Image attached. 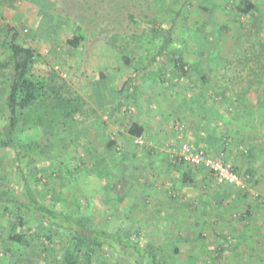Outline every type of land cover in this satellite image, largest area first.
I'll return each instance as SVG.
<instances>
[{
	"label": "rangeland",
	"instance_id": "obj_1",
	"mask_svg": "<svg viewBox=\"0 0 264 264\" xmlns=\"http://www.w3.org/2000/svg\"><path fill=\"white\" fill-rule=\"evenodd\" d=\"M45 1L46 10L32 0H0V197L24 202V175L46 206L70 220L91 219L108 238L178 246L175 264H264V240H255L250 256L242 236L264 226V149L234 142L232 158L224 143L202 145L195 130L196 121L203 129L211 120L209 105L246 130L258 131L264 120V84L247 86L250 70L233 52L242 25L254 19L240 10L243 0ZM251 1L264 16V0ZM172 29L168 54L159 58ZM254 40L264 47V21ZM11 42L35 50L34 80L54 73L84 105L73 120L20 123L14 147L4 145ZM135 123L145 129L139 138L129 133ZM186 142L249 175L248 188L218 185L205 168L173 163L168 147ZM16 150L27 156L21 165ZM160 199L164 206L155 204ZM5 208L0 264H61L70 234ZM16 236L23 243L11 241ZM98 251L89 264L134 262L107 242Z\"/></svg>",
	"mask_w": 264,
	"mask_h": 264
},
{
	"label": "trees",
	"instance_id": "obj_2",
	"mask_svg": "<svg viewBox=\"0 0 264 264\" xmlns=\"http://www.w3.org/2000/svg\"><path fill=\"white\" fill-rule=\"evenodd\" d=\"M32 1L43 10L47 9L45 0ZM241 5L240 10L246 15L254 16V19L250 20L249 24L242 25L239 35L235 38L233 52L236 57L237 55L244 56V60H241L240 63L243 64L244 69L249 68L250 70L245 80H247V86L251 88L254 85L264 84V47L254 40V37H257L262 29L264 16L251 0H243ZM247 30L248 32H245ZM173 35L174 30L172 29L164 36V41L158 52L159 58L168 54L167 49L172 43ZM8 46L11 55L7 68L10 74L7 102L4 109H7L9 122L5 127L7 141L4 145L14 147L17 143L15 140L16 127H19L20 123L25 124L33 121L39 124L45 120L51 122L57 118L73 120L82 113L84 105L82 98L76 93L72 94L65 86H59L54 73L45 78L44 82L33 79L32 69L36 56L33 48L16 42H11ZM171 61L186 73L180 59H171ZM227 62L228 60L225 61V63ZM229 62L232 63L231 60ZM126 63H130L127 58ZM135 80V78H131L129 82L133 83ZM241 93L242 91L238 92V95ZM129 133L133 137L139 138L145 134V129L135 123L129 129ZM16 154L17 161L21 165V160L27 156L24 151L21 153L16 150ZM235 170L240 174L237 169ZM245 175L246 177L241 176L250 178L249 175ZM22 180V194L25 201H20L14 195L7 196L8 198L0 197V205L5 203L6 211L9 210L11 204L15 205L20 212L30 213L31 218L38 222L55 225L59 229L66 230L70 234V241L60 258L61 264H89L93 259V254L98 255V250L106 242L112 253L134 261L133 264H175L181 255L178 246L172 244L156 246L153 243H148L142 247L129 236L124 238L109 236L108 238L107 234L100 232V228L91 219L70 220L58 212L54 206L51 208L46 206L40 200L39 193L31 187L29 179L23 175ZM47 238L51 239V237ZM11 241L23 243V236L13 237Z\"/></svg>",
	"mask_w": 264,
	"mask_h": 264
},
{
	"label": "crops",
	"instance_id": "obj_3",
	"mask_svg": "<svg viewBox=\"0 0 264 264\" xmlns=\"http://www.w3.org/2000/svg\"><path fill=\"white\" fill-rule=\"evenodd\" d=\"M209 100H210V98L208 99V102H209ZM206 107L209 108V109L208 108L207 109L210 112V116H212L211 120H208L206 122L205 127L203 129L199 128L198 121H196L197 124L193 123L196 126L195 128H197L195 130H199L198 132H199L200 136L203 137V138H201L202 145L208 147L209 150H210L212 148L213 149L217 148V147L221 146V143H224L223 147L225 148V147L228 146L227 147L228 156L232 157V158H233V151H232V148L230 149L229 147L230 146L234 147V142L237 143V142H244V141L246 142L247 141L251 145L259 144L260 146H262V147H260V149H264V147H263L264 146V120H258V125H255V126H258V131H256L253 128H252V130H246L245 127H242L240 125V120H222V114L220 112V109H218L216 107L213 108V105H209V106H206ZM244 123H245V120H244ZM246 123H248V121ZM188 124H189V127L187 128V130L190 131V129L192 130V128L190 127V122ZM225 142H226V144H225ZM232 142H233V145L231 144ZM254 147L255 146H253V149H254ZM224 148H221V149L223 150ZM241 149H243V148H241ZM247 151L248 150H246L245 153H247ZM208 153L210 154V152H208ZM186 185L187 184H184V183L183 184L182 183L179 184V186L181 187V191L184 194L185 193L187 194V192H188L187 191L188 189H187ZM160 201L162 202V200L160 199L159 202L157 201V202H155V204H158L159 206L163 205L162 204L163 202L161 203ZM162 211H163L162 215L164 217L166 215L165 214V209H163ZM155 212L158 214V210H156ZM179 212L180 211H178V213ZM157 218H160V217L158 216ZM258 221L260 222V218L259 217H258ZM262 228H263L262 230H260V229H254V230L250 229V230H247V231L244 230V234L242 236H246L247 235L248 244H249L247 248H246L245 245L243 246V250H244V254L245 255L246 254L247 255L250 254V256H251V254L254 252V249L256 250L257 245L255 243V240L257 242L262 241V243H263V240H264V226ZM232 233L233 234H235V233L237 234V232H235V231L232 232ZM238 234H239V232H238ZM249 237H252V238H255V239L253 240V239H250ZM257 238H260V239H257ZM234 247H238V244H235ZM259 251L261 252V246H259ZM248 258H249V256H248Z\"/></svg>",
	"mask_w": 264,
	"mask_h": 264
},
{
	"label": "built area",
	"instance_id": "obj_4",
	"mask_svg": "<svg viewBox=\"0 0 264 264\" xmlns=\"http://www.w3.org/2000/svg\"><path fill=\"white\" fill-rule=\"evenodd\" d=\"M140 142L143 143L142 140ZM167 151L175 164L187 163L193 167L207 169L218 185L233 186L242 190L248 188V177L241 176L231 165L210 155L202 148H196L186 142L179 146L171 144Z\"/></svg>",
	"mask_w": 264,
	"mask_h": 264
}]
</instances>
